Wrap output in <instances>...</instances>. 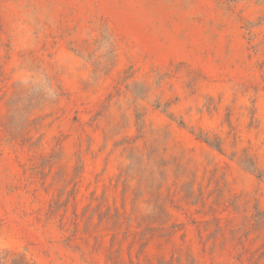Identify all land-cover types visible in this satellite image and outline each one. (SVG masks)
Wrapping results in <instances>:
<instances>
[{
    "label": "rangeland",
    "instance_id": "obj_1",
    "mask_svg": "<svg viewBox=\"0 0 264 264\" xmlns=\"http://www.w3.org/2000/svg\"><path fill=\"white\" fill-rule=\"evenodd\" d=\"M0 264H264V0H0Z\"/></svg>",
    "mask_w": 264,
    "mask_h": 264
},
{
    "label": "trees",
    "instance_id": "obj_2",
    "mask_svg": "<svg viewBox=\"0 0 264 264\" xmlns=\"http://www.w3.org/2000/svg\"><path fill=\"white\" fill-rule=\"evenodd\" d=\"M218 147V146H217ZM259 177H262V175H260Z\"/></svg>",
    "mask_w": 264,
    "mask_h": 264
}]
</instances>
